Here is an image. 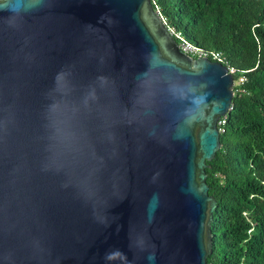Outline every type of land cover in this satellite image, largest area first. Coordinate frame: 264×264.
I'll return each mask as SVG.
<instances>
[{"label": "water", "instance_id": "95a60500", "mask_svg": "<svg viewBox=\"0 0 264 264\" xmlns=\"http://www.w3.org/2000/svg\"><path fill=\"white\" fill-rule=\"evenodd\" d=\"M233 85L150 0H0V264H207Z\"/></svg>", "mask_w": 264, "mask_h": 264}, {"label": "trees", "instance_id": "16d2710c", "mask_svg": "<svg viewBox=\"0 0 264 264\" xmlns=\"http://www.w3.org/2000/svg\"><path fill=\"white\" fill-rule=\"evenodd\" d=\"M150 3L186 42L222 53L236 84L245 79L234 86L220 149L206 170L217 204L207 264H264V0Z\"/></svg>", "mask_w": 264, "mask_h": 264}, {"label": "built area", "instance_id": "2783aa9c", "mask_svg": "<svg viewBox=\"0 0 264 264\" xmlns=\"http://www.w3.org/2000/svg\"><path fill=\"white\" fill-rule=\"evenodd\" d=\"M155 13L159 17L162 25L166 28V30L169 33V35L172 38H175L176 40H178V44L177 45H178V47L180 48V50L183 53H185L186 55L190 56L193 59L203 58V59H208L211 62L219 63V64H221V65H223V66H225L227 68L228 74H230V75L233 76L234 70H232L231 68H228L227 67V61H226L225 57L222 55V53H220V52H207V51H203V50H201V49L193 46L192 44H189L175 30L167 28L166 22L162 18V16L160 15L159 11L156 10ZM244 82H245V79L244 78H240L238 80L237 84L234 81V85H233V95H234V86L241 87V86H243ZM239 89H241V88H239ZM239 92H243V89L242 90H239ZM231 109L232 108L230 107L229 111ZM225 125H226V116L220 118L219 121H218V124H217L218 132H219L220 135L222 133H224V131H225L224 126Z\"/></svg>", "mask_w": 264, "mask_h": 264}, {"label": "clouds", "instance_id": "9594fccd", "mask_svg": "<svg viewBox=\"0 0 264 264\" xmlns=\"http://www.w3.org/2000/svg\"><path fill=\"white\" fill-rule=\"evenodd\" d=\"M11 10L15 11L16 9H15V7H13Z\"/></svg>", "mask_w": 264, "mask_h": 264}]
</instances>
